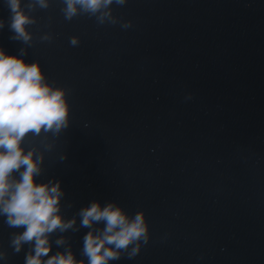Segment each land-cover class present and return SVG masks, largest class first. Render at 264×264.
Returning a JSON list of instances; mask_svg holds the SVG:
<instances>
[{"label":"water","instance_id":"1","mask_svg":"<svg viewBox=\"0 0 264 264\" xmlns=\"http://www.w3.org/2000/svg\"><path fill=\"white\" fill-rule=\"evenodd\" d=\"M61 7L33 13L25 60L71 90L70 126L38 178L61 181L65 218L94 200L145 212L149 242L110 264H264V0H128L112 6L128 29L69 22ZM9 15L0 0V47L18 55ZM22 230L0 217V264H25L28 246L9 247ZM88 231L53 234L50 255L64 235L86 259Z\"/></svg>","mask_w":264,"mask_h":264},{"label":"clouds","instance_id":"2","mask_svg":"<svg viewBox=\"0 0 264 264\" xmlns=\"http://www.w3.org/2000/svg\"><path fill=\"white\" fill-rule=\"evenodd\" d=\"M127 2L60 0V12L69 22L87 16L95 18L99 26L119 24L128 29L132 22L115 16L112 7ZM4 3L10 12L7 21L10 39L24 45L18 55H9L0 47V217L9 228L23 229L10 234L9 247L20 253L28 246L25 264H110L125 255L128 259L136 257L150 240L144 211L129 215L115 201L102 206L94 200L71 218H65L61 181L38 179L46 172L45 161L55 151L57 139L70 126L71 90L50 82L38 60H25L27 49L33 45L29 28L37 23L33 13L47 10L52 0H4ZM5 23L0 18V30ZM39 40L51 43L53 34L45 32ZM69 43L79 46L80 38L71 36ZM66 158V152L59 154L60 161ZM81 227L89 229L81 250L86 259L76 258L64 235L54 241L63 251L50 255L53 234L76 232ZM0 260H8L6 250H0Z\"/></svg>","mask_w":264,"mask_h":264}]
</instances>
